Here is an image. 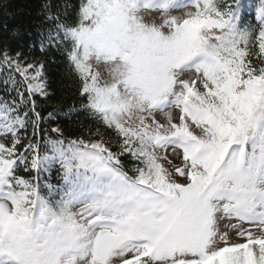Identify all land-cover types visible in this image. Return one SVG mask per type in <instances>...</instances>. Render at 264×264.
<instances>
[{"label": "snow or ice", "instance_id": "obj_1", "mask_svg": "<svg viewBox=\"0 0 264 264\" xmlns=\"http://www.w3.org/2000/svg\"><path fill=\"white\" fill-rule=\"evenodd\" d=\"M37 15L0 42V264H264V0Z\"/></svg>", "mask_w": 264, "mask_h": 264}, {"label": "trees", "instance_id": "obj_2", "mask_svg": "<svg viewBox=\"0 0 264 264\" xmlns=\"http://www.w3.org/2000/svg\"><path fill=\"white\" fill-rule=\"evenodd\" d=\"M40 0H0V42H5V37L8 32L4 29L3 25L7 24L9 29L20 27L27 30L22 34L20 39H7L6 42L12 47L17 44H23L24 41L29 39H36V31L40 26V17L37 15L39 10ZM27 32H31L32 36L29 38ZM34 54L39 55L38 48L32 50ZM55 74L58 97L60 98V105L64 111H67L75 101V95L70 82L62 80L61 77L64 71L63 62H60L53 69ZM61 123L72 129L75 127L73 120L75 116L65 117L61 115Z\"/></svg>", "mask_w": 264, "mask_h": 264}]
</instances>
